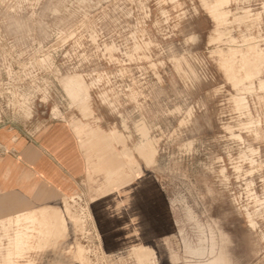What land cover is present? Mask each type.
<instances>
[{
  "label": "rangeland",
  "instance_id": "374dc122",
  "mask_svg": "<svg viewBox=\"0 0 264 264\" xmlns=\"http://www.w3.org/2000/svg\"><path fill=\"white\" fill-rule=\"evenodd\" d=\"M218 1L0 0V126L67 120L92 173L0 264H264V0Z\"/></svg>",
  "mask_w": 264,
  "mask_h": 264
},
{
  "label": "crops",
  "instance_id": "0c3cea01",
  "mask_svg": "<svg viewBox=\"0 0 264 264\" xmlns=\"http://www.w3.org/2000/svg\"><path fill=\"white\" fill-rule=\"evenodd\" d=\"M91 174L84 139L67 120L0 126V215L19 206L57 208L65 198L88 196ZM126 192L119 195L126 197ZM109 195L91 202L104 204Z\"/></svg>",
  "mask_w": 264,
  "mask_h": 264
},
{
  "label": "bare ground",
  "instance_id": "6f19581e",
  "mask_svg": "<svg viewBox=\"0 0 264 264\" xmlns=\"http://www.w3.org/2000/svg\"><path fill=\"white\" fill-rule=\"evenodd\" d=\"M216 1H218V0H216ZM222 1H224V0H222ZM216 3V2H215ZM219 3H221V0H219L218 2H217V4L216 5H214V6H212V8H213V10H215V8H216V6L219 4ZM209 4V3H208ZM211 6V5H210ZM210 6H208V7H210ZM246 13V12H245ZM213 17H215V16H213ZM218 19H220L221 18V16H216ZM214 20H215V18H214ZM217 21H219V20H217ZM216 21V22H217ZM221 21V20H220ZM218 23V22H217ZM217 28H218V25H217ZM239 53H240V51H238ZM237 52V53H238ZM222 55L223 54H226V53H221ZM235 52H231L228 56H227V58H226V56L225 57H223V62L225 63V64H229V62H228V57H233V56H235ZM262 54V53H261ZM264 55V54H263ZM243 56V55H242ZM235 59V58H234ZM244 60V59H243ZM232 61V60H231ZM75 77V76H74ZM79 77V76H78ZM77 77V78H78ZM77 78H75V79H73L72 80V83H75V84H77V85H79L80 86V91H81V93H82V95L83 96H85V95H88L89 94V88H88V85H86L84 82H83V80L81 81V79H77ZM235 99V98H234ZM238 101V100H237ZM84 102V101H83ZM88 102V101H87ZM85 104V103H84ZM88 104V103H87ZM83 106V105H82ZM88 106V105H87ZM246 107H247V105H246ZM86 108V107H85ZM148 143H144V144H141V145H139L137 148H136V150H137V153L140 155V156H142L144 159H147V161L148 160H153V157H151L150 156V152L148 151ZM129 151V153H130V158L129 157H127V163H131V162H133L132 161V158H133V152L132 151H130V150H128ZM124 177H126V175L124 176ZM40 208V207H39ZM61 210H58L57 208H42V209H38V210H32V211H30V212H28V213H24V214H20L19 216H18V219H17V221L20 223V221H22V220H24V222H25V220L26 221H28L29 223H32L33 224V226L31 225L30 227L32 228V227H36V225H40V226H44L45 227V225H46V228L47 227H49L48 228V230L46 229V228H44L43 230H45L46 232H48L49 230H50V234L49 235H52L53 234V236L56 238V239H54L55 241L57 240H59V238H63L65 235H64V233L63 232H65L66 230H67V220L62 216V214H61V212H60ZM64 215V214H63ZM73 218V217H72ZM72 220V219H71ZM19 223H18V225H19ZM16 224V223H15ZM31 230H33V229H31ZM30 231V230H29ZM43 233V232H42ZM41 233V234H42ZM49 233V232H48ZM48 233H43V234H47L48 235ZM46 235V236H47ZM63 235V237H61ZM30 236H32V234H30L29 232H24V231H22V230H19V231H17L13 236H11L12 237V243L13 244H16V245H20V244H22V243H28V240H26L25 241V237H27V239H29L30 238ZM53 236H50V239H51V237H53ZM60 236V237H59ZM58 238V239H57ZM48 239V238H47ZM53 240V241H54ZM42 241V240H41ZM44 241V240H43ZM42 241V242H43ZM45 241H46V239H45ZM49 241H51V240H48V242ZM52 241V242H53ZM56 241V242H57ZM56 242H54V243H56ZM41 244H43V243H41ZM44 244H46V243H44ZM48 244V243H47ZM50 245V244H49ZM43 246V245H42ZM45 247H46V245H44ZM43 246V247H44ZM17 247V246H16ZM20 246H18V248H19ZM49 247V246H48ZM51 248V247H50ZM55 248V247H54ZM72 248V247H71ZM42 249V248H41ZM49 249V248H48ZM16 250V249H15ZM71 251V250H70ZM68 252V251H67ZM11 253V252H10ZM17 256H18V254H16ZM140 255L141 256H145V253H143V251H141L140 250ZM80 257V256H79ZM82 258V257H81ZM21 264H31V262H26V263H21Z\"/></svg>",
  "mask_w": 264,
  "mask_h": 264
}]
</instances>
